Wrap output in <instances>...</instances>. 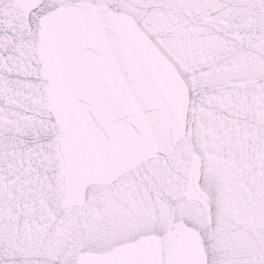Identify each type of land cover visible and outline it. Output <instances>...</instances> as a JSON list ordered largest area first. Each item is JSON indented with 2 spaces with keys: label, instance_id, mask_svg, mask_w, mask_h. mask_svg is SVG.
I'll return each mask as SVG.
<instances>
[{
  "label": "snow or ice",
  "instance_id": "1",
  "mask_svg": "<svg viewBox=\"0 0 264 264\" xmlns=\"http://www.w3.org/2000/svg\"><path fill=\"white\" fill-rule=\"evenodd\" d=\"M0 264H264V0H0Z\"/></svg>",
  "mask_w": 264,
  "mask_h": 264
}]
</instances>
